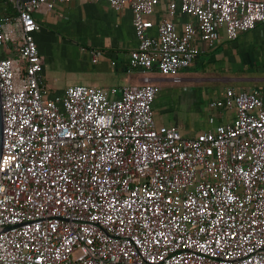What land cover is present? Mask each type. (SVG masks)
Listing matches in <instances>:
<instances>
[{
	"label": "built area",
	"instance_id": "built-area-1",
	"mask_svg": "<svg viewBox=\"0 0 264 264\" xmlns=\"http://www.w3.org/2000/svg\"><path fill=\"white\" fill-rule=\"evenodd\" d=\"M48 1L71 0L0 17V264H264V91L226 88L208 110L232 121L192 138L156 124L148 77L49 96L34 39ZM104 1L132 11L130 67L164 75L264 23V0H165L181 25L152 21L162 0Z\"/></svg>",
	"mask_w": 264,
	"mask_h": 264
},
{
	"label": "crops",
	"instance_id": "crops-1",
	"mask_svg": "<svg viewBox=\"0 0 264 264\" xmlns=\"http://www.w3.org/2000/svg\"><path fill=\"white\" fill-rule=\"evenodd\" d=\"M165 4V0H162L156 7L155 15L151 17L155 24L162 18L172 19L179 25L188 19L179 12L168 17L165 15ZM132 17L130 8L114 10L104 0H71L68 3L48 1L41 4L34 13L39 24L36 38L42 49H47L50 41L66 43L76 48V54L83 59L66 57L64 62L65 69L73 75L76 74L75 83L70 85L109 90L127 85L141 86L144 77L150 78L151 84L157 89L155 106L158 107L162 98L166 101L161 107V124L177 126L181 134L189 138L211 128L208 121L210 116L214 117L215 123L232 121V109L208 110L209 103L221 98L226 88H257L264 91V23L241 33L235 40H228L223 33L213 49L197 54L188 68L173 76L160 73L157 67L151 70L130 67L129 53L137 46ZM248 32H252V35ZM97 51L102 55L98 62L93 63L92 55ZM40 58L43 66L41 76L47 94L61 95L70 85L58 88L54 86L56 79L52 83L47 82L45 58L41 54ZM105 72L113 74L119 81L108 86L98 84L99 75ZM163 89L182 91L175 97L168 93L163 97ZM174 102L196 106V111L192 112V121L178 124L177 120L167 117L173 111ZM199 116L203 117L198 119Z\"/></svg>",
	"mask_w": 264,
	"mask_h": 264
},
{
	"label": "rangeland",
	"instance_id": "rangeland-1",
	"mask_svg": "<svg viewBox=\"0 0 264 264\" xmlns=\"http://www.w3.org/2000/svg\"><path fill=\"white\" fill-rule=\"evenodd\" d=\"M248 33L249 35H252V32H248ZM36 37H37V34L35 33L34 39L39 49V53L43 55L45 58L44 61L46 63V69H45L46 81L49 83H52L53 79H56V82H54V86L58 88H64L66 87V85L74 84L76 74L73 75L67 70V68L65 69L64 62H66V59H65L66 57H71V59L75 58L78 60H80V58L83 59L81 56L76 54V51H75L76 48L74 46H69V44H66V43L58 44V43H53L52 41H50L48 43L47 49H42L41 46L38 45ZM99 76L100 78L98 79L99 80L98 84L100 85L108 86L110 84H116L119 81V79L117 80L116 76H114L113 74L109 72L102 73ZM51 90L56 91L60 89H51ZM181 91L182 89H163L162 95H164L163 97H165L166 93H168L171 96L173 94L175 97V95L179 92L181 93ZM189 93H192V92H189ZM164 99L165 98H162L159 101L158 107H156L155 104H153L154 120L157 125H160L162 123L161 122L162 115L160 112H163V108L161 107H162V104L166 102V101L164 102ZM172 110L173 111H170V115L167 117L172 120H177L178 124H183V123L186 124L189 120L192 121L193 119L192 116H193V113L196 111V106L194 107L190 103H187V104L185 103L184 105V104H178V102L177 103L174 102ZM201 117L203 116H199L198 119ZM164 125H168V124H164Z\"/></svg>",
	"mask_w": 264,
	"mask_h": 264
},
{
	"label": "trees",
	"instance_id": "trees-1",
	"mask_svg": "<svg viewBox=\"0 0 264 264\" xmlns=\"http://www.w3.org/2000/svg\"><path fill=\"white\" fill-rule=\"evenodd\" d=\"M14 14L15 10L10 0H0V17Z\"/></svg>",
	"mask_w": 264,
	"mask_h": 264
},
{
	"label": "water",
	"instance_id": "water-1",
	"mask_svg": "<svg viewBox=\"0 0 264 264\" xmlns=\"http://www.w3.org/2000/svg\"><path fill=\"white\" fill-rule=\"evenodd\" d=\"M2 140H3V121H2V106H1V95H0V156L2 150Z\"/></svg>",
	"mask_w": 264,
	"mask_h": 264
}]
</instances>
